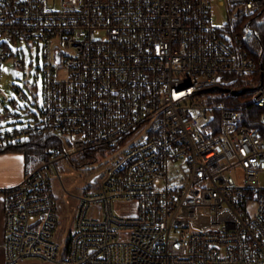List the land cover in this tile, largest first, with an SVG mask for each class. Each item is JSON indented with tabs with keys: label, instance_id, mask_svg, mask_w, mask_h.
Segmentation results:
<instances>
[{
	"label": "built area",
	"instance_id": "obj_1",
	"mask_svg": "<svg viewBox=\"0 0 264 264\" xmlns=\"http://www.w3.org/2000/svg\"><path fill=\"white\" fill-rule=\"evenodd\" d=\"M209 2L0 0V65L22 67L28 46L44 58L37 121L0 131V145L43 132L59 142L0 188L6 264H264V115L248 127L242 105L204 103L205 90L230 97L264 66L232 22L211 25ZM219 4L230 16L264 9ZM251 103L264 108V78ZM99 149L96 163L120 152L69 193L63 165ZM52 180L77 199L64 239ZM118 203L132 212L116 213Z\"/></svg>",
	"mask_w": 264,
	"mask_h": 264
},
{
	"label": "rangeland",
	"instance_id": "obj_2",
	"mask_svg": "<svg viewBox=\"0 0 264 264\" xmlns=\"http://www.w3.org/2000/svg\"><path fill=\"white\" fill-rule=\"evenodd\" d=\"M231 14L232 16H230L226 6L219 4V0H210L209 16L213 27L221 29L228 26L233 19H236L237 15L234 12ZM18 59L22 61V67L14 66L12 60L0 65L1 132L10 131L14 128L21 129L37 121L43 103L42 69L44 58L42 52L36 46H28L24 53H18ZM144 134L140 131L136 132L127 140L121 150L132 143L142 140ZM119 152L120 150L111 153L110 156L105 157L98 163L84 167L76 165L79 167L76 168L69 164L63 165L61 168V178L65 183L66 190L69 193L81 195L85 189L90 187L91 178L103 173L105 161L116 157ZM35 166L32 164L26 165L24 162L26 170ZM51 184L57 212L60 215L59 230L63 231L62 238L64 239L73 222L77 199L65 194L59 181L52 180ZM116 208V213L124 214L133 210L132 206L127 203H118Z\"/></svg>",
	"mask_w": 264,
	"mask_h": 264
},
{
	"label": "trees",
	"instance_id": "obj_3",
	"mask_svg": "<svg viewBox=\"0 0 264 264\" xmlns=\"http://www.w3.org/2000/svg\"><path fill=\"white\" fill-rule=\"evenodd\" d=\"M264 13V9L261 10ZM259 15L255 13L245 16L238 12L236 19L232 20L235 33L240 37L246 36L245 49L249 56L253 58L258 66H264V24L258 20ZM247 27L251 30L246 32ZM253 84L241 83L236 87L235 94L230 97L220 96V89L210 88L205 90L207 99L206 104L223 102L229 105H242L243 123L248 126H261V118L264 115V108L255 107L251 103V96L254 89L263 80V75L252 74ZM256 85V86H255ZM59 145L58 139L48 132L34 134L27 139L15 143L0 145V153L15 152L23 156L26 165H37L45 157V152L50 147ZM104 149L86 151L82 155L72 159V162L79 167L95 164L100 157L105 155Z\"/></svg>",
	"mask_w": 264,
	"mask_h": 264
},
{
	"label": "crops",
	"instance_id": "obj_4",
	"mask_svg": "<svg viewBox=\"0 0 264 264\" xmlns=\"http://www.w3.org/2000/svg\"><path fill=\"white\" fill-rule=\"evenodd\" d=\"M26 169L23 156L19 153H0V188L15 185L21 181ZM0 264L5 263L4 255V207L0 197ZM20 264H48L40 260H25Z\"/></svg>",
	"mask_w": 264,
	"mask_h": 264
},
{
	"label": "flooded vegetation",
	"instance_id": "obj_5",
	"mask_svg": "<svg viewBox=\"0 0 264 264\" xmlns=\"http://www.w3.org/2000/svg\"><path fill=\"white\" fill-rule=\"evenodd\" d=\"M258 15H259L258 20H259L260 22H263V24H264V13H262V11H259V12H258ZM246 32H247V33H250L251 30L247 27Z\"/></svg>",
	"mask_w": 264,
	"mask_h": 264
},
{
	"label": "water",
	"instance_id": "obj_6",
	"mask_svg": "<svg viewBox=\"0 0 264 264\" xmlns=\"http://www.w3.org/2000/svg\"><path fill=\"white\" fill-rule=\"evenodd\" d=\"M96 181V177H94L93 179H92V183H94Z\"/></svg>",
	"mask_w": 264,
	"mask_h": 264
}]
</instances>
